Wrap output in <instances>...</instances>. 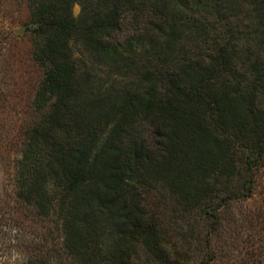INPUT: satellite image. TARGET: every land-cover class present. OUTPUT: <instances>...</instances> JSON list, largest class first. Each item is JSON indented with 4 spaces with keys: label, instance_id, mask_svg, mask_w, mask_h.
Here are the masks:
<instances>
[{
    "label": "trees",
    "instance_id": "16d2710c",
    "mask_svg": "<svg viewBox=\"0 0 264 264\" xmlns=\"http://www.w3.org/2000/svg\"><path fill=\"white\" fill-rule=\"evenodd\" d=\"M27 1L44 68L33 106L50 107L24 132L15 181L60 221L43 264L186 262L172 238L204 237L164 216L216 226L264 168V0H79L77 17L76 0ZM125 18L140 33L114 41Z\"/></svg>",
    "mask_w": 264,
    "mask_h": 264
},
{
    "label": "rangeland",
    "instance_id": "374dc122",
    "mask_svg": "<svg viewBox=\"0 0 264 264\" xmlns=\"http://www.w3.org/2000/svg\"><path fill=\"white\" fill-rule=\"evenodd\" d=\"M80 9L76 0L72 14L77 17ZM33 26L27 0H0V264H43L48 257L47 246L62 243L60 221L40 218L31 205L17 197L16 161L24 132L37 124L50 107V103L41 109L33 106L44 77V68L32 57ZM138 33L125 18L113 40L122 42ZM76 55L83 56L78 48ZM101 69L102 80H111L109 70ZM255 178L257 184L249 197L231 200L218 211V225H213L214 217L206 222L194 212L185 221L173 222L164 216L162 226L168 229L177 224L194 225L193 237L203 236V246L209 244L212 250L213 257L205 259L208 264H264V168ZM172 239L180 253L190 254L191 258L181 264H198L204 258L202 240L201 246L188 249L190 236ZM143 259L141 253L136 264ZM63 260L67 262L69 258Z\"/></svg>",
    "mask_w": 264,
    "mask_h": 264
},
{
    "label": "water",
    "instance_id": "95a60500",
    "mask_svg": "<svg viewBox=\"0 0 264 264\" xmlns=\"http://www.w3.org/2000/svg\"><path fill=\"white\" fill-rule=\"evenodd\" d=\"M16 32H17V33H20L21 31H19V30H16Z\"/></svg>",
    "mask_w": 264,
    "mask_h": 264
}]
</instances>
